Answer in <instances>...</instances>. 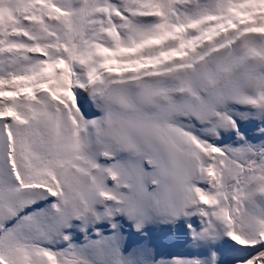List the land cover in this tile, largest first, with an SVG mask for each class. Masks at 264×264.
Instances as JSON below:
<instances>
[{"label": "snow or ice", "instance_id": "snow-or-ice-1", "mask_svg": "<svg viewBox=\"0 0 264 264\" xmlns=\"http://www.w3.org/2000/svg\"><path fill=\"white\" fill-rule=\"evenodd\" d=\"M0 264H264V0H0Z\"/></svg>", "mask_w": 264, "mask_h": 264}]
</instances>
